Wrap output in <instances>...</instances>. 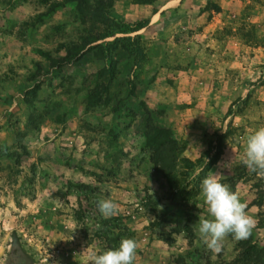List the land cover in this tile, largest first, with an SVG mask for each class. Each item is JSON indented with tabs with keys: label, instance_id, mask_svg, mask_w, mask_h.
Wrapping results in <instances>:
<instances>
[{
	"label": "rangeland",
	"instance_id": "374dc122",
	"mask_svg": "<svg viewBox=\"0 0 264 264\" xmlns=\"http://www.w3.org/2000/svg\"><path fill=\"white\" fill-rule=\"evenodd\" d=\"M165 1L111 0L88 14L97 0H0V264H86L122 237L137 241L134 264H264V178L236 162L264 126V0ZM112 30L138 35L142 62L120 46L110 60L99 53ZM160 69L178 88L180 71L192 74L191 89L150 94ZM151 126L193 164L162 174ZM211 171L255 220L219 253L196 234ZM101 197L116 215L101 216Z\"/></svg>",
	"mask_w": 264,
	"mask_h": 264
},
{
	"label": "clouds",
	"instance_id": "9594fccd",
	"mask_svg": "<svg viewBox=\"0 0 264 264\" xmlns=\"http://www.w3.org/2000/svg\"><path fill=\"white\" fill-rule=\"evenodd\" d=\"M234 159L232 155L222 167L227 168ZM236 162L264 178V126L255 128L246 136L243 155ZM199 187L207 216L199 215L196 234L206 249L219 253L228 236L235 240L247 239L255 227V220L247 213V205L241 201L239 194L230 185L221 182V172H209L200 181ZM95 203L105 219L119 211L117 203L110 198L101 197ZM137 249L134 238L122 237L118 247L90 251L86 264H134Z\"/></svg>",
	"mask_w": 264,
	"mask_h": 264
},
{
	"label": "trees",
	"instance_id": "16d2710c",
	"mask_svg": "<svg viewBox=\"0 0 264 264\" xmlns=\"http://www.w3.org/2000/svg\"><path fill=\"white\" fill-rule=\"evenodd\" d=\"M111 3V0H97V3L95 6H91L92 8L88 7L90 10H88V14L93 13V10L99 11L100 13L105 12L106 9L105 7L109 6ZM108 4V5H107ZM146 23V21H144L143 23H139L138 26L136 27H140L142 25H144ZM133 28V29H137V28ZM117 30H112L110 31L108 34H101L99 35V38H103L106 36H111L112 39L110 41L105 42L103 45L102 44H97L94 45L95 47L99 48V53L102 54L103 52V57L104 58H108L109 60L111 59L110 56V51L112 49H115L116 47L120 46L123 50L126 51L128 57L131 60V65L135 66L138 63L143 61V50L142 47L140 46L139 40H138V35H133V36H114L115 32ZM121 32H125V31H121ZM95 41L96 38H87V42H91V41ZM93 46V47H94ZM91 48V47H89ZM101 72V71H100ZM99 72V73H100ZM107 75H109L111 73V70L107 69L106 71ZM108 81V79H107ZM104 86L102 87V89L106 88V83L101 82ZM98 91V90H97ZM150 130H152V135L149 137L146 145L147 147L152 151L151 154V158L152 161L159 162L160 164V168L159 171L162 174H166L168 173L173 166L175 165V162L178 161L180 163H183L184 165L190 166L193 163L188 160L186 157L181 156L180 155V147L178 145L177 140L171 135L170 131L165 129V128H159V127H149ZM219 148H216L215 153H213L211 156H214V158L217 157L218 153H219ZM213 158V160H214ZM212 161H208L206 162L203 166H202V173L207 171L208 168L210 167V165L213 163ZM153 162V163H154ZM248 249H252L253 251H250ZM245 251H250V254L254 253V254H258L254 248H247L245 249ZM252 252V253H251ZM245 258H248V253H244Z\"/></svg>",
	"mask_w": 264,
	"mask_h": 264
},
{
	"label": "crops",
	"instance_id": "0c3cea01",
	"mask_svg": "<svg viewBox=\"0 0 264 264\" xmlns=\"http://www.w3.org/2000/svg\"><path fill=\"white\" fill-rule=\"evenodd\" d=\"M166 3H164V6L166 7V5H171L173 3V0H166L165 1ZM155 16L157 17V13H153V15H151V18H150V21H148V25H150L151 23H153L154 19H158V18H155ZM165 26V25H164ZM148 61V62H147ZM146 62L148 63V65H154L153 64V60L152 59H149L147 60ZM151 63V64H150ZM162 69V68H161ZM158 70L157 73L154 74V76L150 79V82L148 83V90H150V94H153V91L155 89H161V91H159V99L161 98V96L164 97L169 95L171 96L172 99H176L177 97H180L181 94H183V90H186L187 87L189 90V88L191 89L192 86H190L191 82L190 81H187V79H190L192 78V74L190 73H187L185 71H180L182 73V75H186L184 76V81L182 80L183 76L181 75V84L182 86L180 88L176 87L175 83L173 82H169L167 80H172V79H169L167 78L166 76H164V69L163 70ZM179 80V78H178ZM180 82V81H179ZM185 92H188V91H185ZM164 99V98H163ZM169 100V99H167ZM160 101V100H158ZM164 101H166V98L164 99ZM166 104H168L166 102ZM163 103V105H166Z\"/></svg>",
	"mask_w": 264,
	"mask_h": 264
}]
</instances>
